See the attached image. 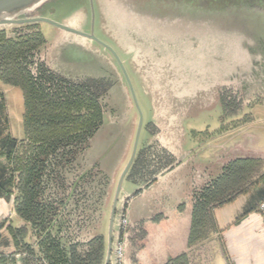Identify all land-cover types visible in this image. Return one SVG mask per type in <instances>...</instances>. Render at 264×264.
<instances>
[{
  "label": "trees",
  "instance_id": "1",
  "mask_svg": "<svg viewBox=\"0 0 264 264\" xmlns=\"http://www.w3.org/2000/svg\"><path fill=\"white\" fill-rule=\"evenodd\" d=\"M45 43L35 25L12 34L0 30V82L22 89L25 107V136L18 140L9 131L6 101L0 92V198L13 199L15 213L26 223L9 226L19 252L41 253L45 264H102L103 236L82 242L70 231H80V219L101 209L110 185L96 166L81 171L77 164L103 124L106 84L95 78L68 79L52 71L41 61ZM19 148L21 153L16 154ZM261 160L252 156L232 159L218 177L192 191L193 231L199 222L208 220L212 207L233 201L259 183L263 187L252 198L264 199ZM140 161L136 160L132 174ZM29 226L39 235L37 249L25 242ZM1 239L0 235V244L5 242ZM181 260L174 258L167 264H182ZM0 264H8L3 255Z\"/></svg>",
  "mask_w": 264,
  "mask_h": 264
},
{
  "label": "rangeland",
  "instance_id": "2",
  "mask_svg": "<svg viewBox=\"0 0 264 264\" xmlns=\"http://www.w3.org/2000/svg\"><path fill=\"white\" fill-rule=\"evenodd\" d=\"M49 1L48 4H39L41 6H36L35 10L27 11L24 16L40 15L57 22H64L65 20L71 22L73 20L71 17L78 14L83 17L85 16L88 20L86 26H78L84 29L89 27L90 10L92 12V4H90V0ZM94 1L98 13L97 18L93 20L96 30L95 34L97 38L105 41L116 49L117 53L125 63L134 86L139 106L143 113V128L140 134L138 147L141 151L150 150L146 141V136L149 133L146 126H148L151 121L150 119L153 111V106H151L152 101L150 100L162 98L168 93V85L165 84V77H171L170 73H168L170 68H167V66L164 65L156 66L153 61L157 59L155 56L156 54L150 55L143 53L139 46L136 45L130 47L128 44L121 41L118 27L111 23L108 14H106L107 10L102 5L128 4V2H131L132 4H144L145 0ZM239 14L240 11L238 12V15ZM247 15L241 14V16L239 15L238 17L223 15L219 17L215 22L216 26H219L222 23L225 24V26H221L220 30L218 27L215 29L202 26L195 30L194 33L185 32V34L192 37L189 42L190 46H194L197 43L200 44L199 47L191 51L195 53H197V51L203 53L205 60V65L203 67L198 64L192 65L193 68L187 67L191 74H193L192 71L198 70L201 72V69H203L204 75L209 79H213V77H215L216 71L214 69L216 67H223L224 62L230 61L229 59L234 60L233 58H235V56L231 55L227 50L232 49V53L236 50L238 56L237 65L242 67L241 71L245 73V76L239 77L240 79L238 78L239 80H237L236 85L232 84L231 88H227L225 81L221 82L223 83L222 88L226 87L228 89L227 91L233 92L230 96L232 98L229 99L228 96H220L218 94L220 88L219 86H216L213 88L211 87V92H213L212 95L219 98V101L218 99H212L206 95L205 92L201 91L200 94L193 96L189 101H176L171 105L174 106L173 115L178 116L180 124L183 127L189 128L192 123L196 127H214L218 125L222 126L223 129H228L230 127L237 128L238 135H244L252 149H259L264 153V15L255 12L251 13L250 11ZM36 26L37 29L43 33L45 39L47 38V40H49L48 47L52 43L55 44V42H57V44L59 42V44L64 46L62 47L63 49H60V53L62 54L59 56L61 72L68 76L103 77L105 71L102 67V59L100 60V58L82 50L74 44H68L74 40L72 35L63 33V38H60L59 34H61V32L54 26L48 23H39ZM4 28L8 34H11L14 29L13 26H6ZM235 28L237 30H235ZM98 45L105 50L104 47L98 43L94 46L97 47ZM84 47L99 52L98 48L95 49V47H92L88 42H84ZM102 54H105L106 56L105 52H102ZM102 54L100 55L103 56ZM109 61L112 64L114 62L112 59H109ZM251 61L253 64H251ZM207 64H209V67ZM110 72L113 74V78L120 79L122 84V87L120 86L121 88L128 89L126 82L123 79L124 77H122V72L115 62L113 65H110ZM224 72L225 71H223V73ZM152 82L157 83H154V85ZM0 92H2L6 101V115L9 120V131L14 138L21 140L25 136L23 91L18 86L1 82ZM113 93V100L117 105L120 116L112 123H106L107 118H105V123L92 139V147L87 154V159L85 158L89 162L92 161L93 163H99L103 170L110 172L111 182L106 191L101 209H99L95 215L94 212L92 214L89 211L88 214L84 215L83 219H80L81 222L79 223V227H82L80 228V231L74 229L70 231L72 234L75 233L81 239L102 235L105 240V255L110 210L113 203L115 189L118 178L130 157L133 143L132 135L135 131L133 128V134L128 141L125 134V130L128 128V126L125 125L126 105L123 98L121 96L118 97L116 91ZM154 103L157 104V102ZM168 104L164 106L168 107ZM163 113L165 114L166 111H163ZM134 114L135 110L132 108L129 113L130 118H133ZM157 129L159 130V128ZM205 136H207V134H205ZM202 137H204V135H202ZM205 139L208 140L209 137H206ZM20 153L21 148L18 149L16 154ZM1 160H4V158L2 157ZM84 161V156H81L77 161V164L79 163L81 166V171L85 169L84 165L87 164ZM135 177L136 175L130 172V175L123 182L116 214L117 222H115V236H117L118 230H120V227L117 225L118 219L120 220L119 214L123 213L126 205L124 203V199L126 198H124V194L132 193L134 191L132 181H135ZM9 208L10 202L7 204V211ZM86 215L91 216V218H88ZM123 232L125 234L124 238H131L132 232L129 225L123 230Z\"/></svg>",
  "mask_w": 264,
  "mask_h": 264
},
{
  "label": "crops",
  "instance_id": "3",
  "mask_svg": "<svg viewBox=\"0 0 264 264\" xmlns=\"http://www.w3.org/2000/svg\"><path fill=\"white\" fill-rule=\"evenodd\" d=\"M165 84L168 85L166 96L150 100L153 106L150 123L157 125L159 130L155 135L147 130L146 141L147 146L158 143L176 160H169L168 164L166 161L167 168L159 169L154 175L155 181L148 187H144V181L140 179L132 181V193L139 189L141 192L130 199L126 210L132 236L125 238V264H167L178 257L182 258V264H264V215L258 210L261 198H252L263 183L239 194L227 204L212 207L208 220L195 225L194 231L193 200L190 197L193 190L218 177L223 166L232 159L260 158L264 172V153L252 149L244 135H238L237 128L196 127L192 123L189 128L183 127L178 116L173 115L174 106L171 104L189 101L193 97V87L187 77L179 76L165 77ZM220 84V80H209L204 76L200 91L219 101L213 92L206 91ZM167 104L170 108L164 106ZM132 193H125L124 197ZM9 202L0 198V225L5 218H10L0 230L1 241H5L0 244V256H5L8 264H45L41 253L34 256L19 252L9 226L17 228L26 223L14 208L8 215ZM92 237H79L78 240L87 242ZM38 238L39 235L29 226L25 242L37 249ZM104 261L105 257L102 264ZM111 264L116 263L112 260Z\"/></svg>",
  "mask_w": 264,
  "mask_h": 264
},
{
  "label": "flooded vegetation",
  "instance_id": "4",
  "mask_svg": "<svg viewBox=\"0 0 264 264\" xmlns=\"http://www.w3.org/2000/svg\"><path fill=\"white\" fill-rule=\"evenodd\" d=\"M48 2L50 1L40 0L34 4L43 5V4H48ZM90 4H92V12L90 10L89 27L85 29L82 27H79V26H86V23L88 20L85 16L83 17L78 14L71 17L73 18L71 22L65 20L63 23H66L72 27H75L79 30H82L88 33H92L93 31L95 34L96 30H95L93 20L97 18L98 13L96 10L95 1L90 0ZM248 4H264V0H145L144 4H132L131 2H128V4H102V5L103 7L106 8L107 10L106 14H108V17L111 23L114 24V26L118 27L119 36L121 38V41H123L125 44H128V46L130 47L136 46V45L139 46L142 49L143 53H147L150 55L156 54L155 56L157 57V59L153 60L154 63L156 64V66L164 65V66H167V68H170L168 73H170L171 77H176V76H179L182 78L187 77L189 79L190 86L193 87L192 88L193 95L191 96H195L197 94H200L201 92L200 88L202 86L201 83L203 81L204 76L206 75H204L203 69H201V72L198 70L192 71L193 74H191V72H189L190 70L188 71V69L190 67L193 68L192 65L194 64L202 65L203 67L205 65L204 63L205 60H204L203 53H199L198 51L197 53H195L191 51L199 47L200 44L199 43L195 44L194 45L195 47L190 46L189 42L191 41L192 37L185 34V32L194 33L195 30H197L198 28L202 26L209 27V28H215V29H217L216 27H218V29L220 30L221 26L222 25L225 26V24L222 23L219 26H216L215 22L218 20L219 17L223 15H230L233 17L234 16L238 17L239 15L241 16V14L247 15L249 11L251 13L255 12V13H260L261 15H264V6L257 8L251 5L249 6ZM32 10H35V8H33ZM239 11H240V14L238 15ZM32 25H35V27L37 28L36 25L38 24H28V25H22V26L12 25V26L14 27L13 31H15L20 28L32 26ZM236 28L235 30H237ZM1 30H5V28ZM58 31L61 32V34H59L60 35L59 37L63 38L64 36L63 33H66V32H64L61 29H58ZM72 36L75 39V36L74 35ZM86 41L90 45H92V47H95V49L96 48L99 49V52H98L97 50H91L89 48L87 49L86 47H84V50L86 52H89L90 54L100 58V60L102 59V62H103L102 67L105 71V74L103 75V77L95 78V79L104 81V83L106 84V90L102 96V104L104 105V118H103V124L100 127V129L103 127L105 123V118H107L106 123L108 122L112 123L113 121H116V119L120 116L118 113L117 105L113 100V97H114L113 92L116 91L118 97L121 96L126 105L125 125H127L128 128L125 130V134L129 141L131 138V135L133 134L132 129L134 128L135 131H134V134L132 135L133 143H134L139 115L133 104V100H132L131 93L128 88L127 82L125 78H123L126 82L128 89L121 88L122 84L120 82V79L113 78V74L107 69V68L110 69V65H113L114 62L118 66V63L113 57V55L111 54V52L108 49H106L104 46H102L101 44L100 45L104 47L105 50H103L99 45L97 47L94 46L96 45V43H98L95 40H91V39L81 40V42L87 43ZM48 42L49 40H47L46 38V43L42 48L40 57H41V61H43L52 71H54L55 73L65 78L73 79V80H84L88 78H94L91 76H68L67 74H64L63 72H61L62 70L60 69L61 66L59 65L60 64L59 56L62 54L60 53L61 52L60 49L64 46L62 44H59V42L58 44L57 42H55V44L52 43L48 47L49 45ZM68 44H71V42ZM73 44L79 47L77 43H73ZM115 51L117 52L116 49ZM102 52L103 53L105 52L106 56L105 54H102ZM100 54H102L103 56H101ZM109 59L114 60L113 64L110 63ZM229 60L230 61L224 62L225 67H229L230 65H233L232 64L233 60L232 59H229ZM251 64H253L252 61H251ZM207 65L209 67V64ZM122 77H124L123 74H122ZM219 88H220L219 89L220 92L218 94L220 96L222 97L228 96L229 99L232 98L230 96L232 95L233 92L227 91L228 90L227 88H231V87L227 86V88L226 87L222 88L221 86H219ZM208 92L211 93V90ZM227 92L230 95H228ZM132 107H134V110H135V118H129V113ZM146 127L148 128L147 130H149V132L152 133V135L157 134L158 132L157 125L153 123H149V125ZM97 132L95 133V135L97 134ZM95 135L89 140L87 149L81 155L82 157L84 156V160H85L84 162L87 163L86 165H84L85 166L84 170L91 169L94 166H96L98 169L102 170L105 173V175H107V177L110 179V182H111L110 172L103 170L99 163H93L92 161L89 162L88 160H86L87 154L89 153V150L92 147L91 141L95 137ZM133 143H132V147H133ZM149 149L150 150H147V151L146 150L141 151L138 147L137 155L135 158V162L136 160H141L140 165L138 164L136 171H135L136 173L135 180L140 179L144 181V185H143L144 187H148L150 183L155 181L156 178H154V175L157 174L156 172L159 171V169L167 168V166L165 167L166 161H167L166 164H168L169 160H176V158L170 152H168L166 149H163L161 146H158V143L156 142H152V145L149 146ZM143 160H146V161L142 162ZM154 160H158L160 161V163L163 162V164L162 163L155 164ZM135 162L133 166L135 165ZM132 168L130 169L128 176L130 175ZM140 192H141V189L136 190V192L134 193L135 195H138ZM130 199L131 198L129 197H126L124 199V203L126 205H125V209L123 210V213L119 214L120 220L118 219V223H117L118 227L122 226L123 218L126 219V224H125L126 227L130 223L129 219L126 216V210H127L128 202L130 201ZM124 236L125 234L124 232H122V229H121V237H124Z\"/></svg>",
  "mask_w": 264,
  "mask_h": 264
},
{
  "label": "water",
  "instance_id": "5",
  "mask_svg": "<svg viewBox=\"0 0 264 264\" xmlns=\"http://www.w3.org/2000/svg\"><path fill=\"white\" fill-rule=\"evenodd\" d=\"M38 1H40V0H0V30L4 29V27L10 26V25L11 26L12 25L13 26H22V25H28V24L48 23V24H50V25H52L58 29L63 30L64 32H66L70 35H74L75 39L72 40L71 44L77 43L80 48H84V46H83L84 42H81V40H83V39L95 40L96 42H98L99 44L104 46L106 49H108L111 52V54L113 55V57L115 58V60L117 61L118 66H119V68H120V70H121V72H122V74H123V76L127 82L128 88L130 90L131 97L133 100V104H134V106L138 112V115H139L138 125H137V129H136V134H135L134 143H133L132 151L130 154V158L127 161L126 165L124 166V168H123V170H122V172L118 178V182L116 185L115 194H114V198H113V203H112V207L110 210L108 239H107L106 255H105L104 264H111L112 260H114L116 264H119L118 260L116 259L115 255H114L115 248L121 239V228H119L120 230H118L117 236H115L116 214H117L118 202L120 200V194L122 191L123 182L127 178L129 171L132 168V166L135 162L136 155H137L140 134H141L142 127H143V113H142L141 108L139 106V102H138V99H137V96H136L130 75H129L123 61L121 60L120 56L115 51V49L111 45H109L108 43L97 38L93 31H92V33H88V32L79 30L75 27H72L66 23L57 22V21H54V20L47 18V17H44V16H26L25 17L24 15L26 14L27 11L32 10L33 8H35L36 6L39 5V4H34V3H37ZM248 5L249 6L251 5V6L257 7V8L264 6V4H248ZM230 46H232V45H230ZM82 50H84V49H82ZM227 51L231 55L235 56V58H233L234 59L233 63H232L233 65H230L229 67H225V66L216 67L214 69L216 71V73H215V77H213V79L215 81H216V79L220 80V82L225 81L226 86L231 87L232 84L236 85L237 80L240 79L239 77L245 76V73L241 71L242 67L237 65L238 56L236 54V50L233 53H232V51H233L232 49H228ZM102 64H103V62H102ZM107 69L110 71L109 68H107ZM209 70H211V69H209ZM223 71H225V72L223 73ZM213 79L210 78L209 80H213ZM222 85H223V83L220 84L221 87H223ZM133 196H135V193H132L131 195H129L127 197L132 198ZM12 210H13V199L10 200V208L8 210V215L12 214ZM126 216L128 218L127 212H126ZM125 242H126V239H125ZM126 254H127V246H126V252H125V259H126ZM125 259L123 260V264H125Z\"/></svg>",
  "mask_w": 264,
  "mask_h": 264
},
{
  "label": "built area",
  "instance_id": "6",
  "mask_svg": "<svg viewBox=\"0 0 264 264\" xmlns=\"http://www.w3.org/2000/svg\"><path fill=\"white\" fill-rule=\"evenodd\" d=\"M258 210L264 215V199L260 201L258 205ZM125 224H126V219L123 218L122 226H120L122 229V232L126 228ZM125 252H126V242H125L124 237H121L120 241L118 242L115 248V252H114V255L116 259L118 260L119 264H123V260L125 259Z\"/></svg>",
  "mask_w": 264,
  "mask_h": 264
}]
</instances>
